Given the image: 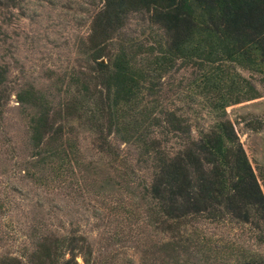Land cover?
Instances as JSON below:
<instances>
[{"label":"rangeland","instance_id":"1","mask_svg":"<svg viewBox=\"0 0 264 264\" xmlns=\"http://www.w3.org/2000/svg\"><path fill=\"white\" fill-rule=\"evenodd\" d=\"M101 5L102 0H0V259L14 256L32 264L46 238L77 236L89 245V264H244L249 257L264 264L262 227L234 220L198 217L182 229L191 245L172 248L150 193L155 154L116 134L110 136L112 148L100 147L98 127L107 121L91 119L100 93L89 96L83 88L96 91L101 82L85 45ZM164 40L149 14L132 13L111 47L113 53L125 48L141 67ZM231 67L253 83L258 97L217 109L213 93L199 85L200 65L178 59L170 71L154 74L160 108L185 118L193 140L219 120H230L264 189V75ZM72 101L79 117L56 121L64 137L38 145L33 123L43 108L57 112ZM151 136L164 138L158 129ZM177 136L169 135L163 149L178 150ZM61 143L69 147L68 158L54 153ZM63 252L64 259L71 257ZM75 259L85 264L81 254Z\"/></svg>","mask_w":264,"mask_h":264},{"label":"trees","instance_id":"2","mask_svg":"<svg viewBox=\"0 0 264 264\" xmlns=\"http://www.w3.org/2000/svg\"><path fill=\"white\" fill-rule=\"evenodd\" d=\"M132 13L149 14L165 35L162 50L149 51L150 58L141 67L125 48L113 53L111 47ZM85 45L96 65L95 78H101L94 86L96 91L89 85L83 88L89 96L100 93L91 111V119L105 117L107 121L98 127L100 147L112 148L110 136L116 134L124 142L140 141L147 152L155 154L150 193L160 227L172 236L171 247L179 251L191 245L182 229L198 217L214 223H251L262 227L264 239V189L233 123L219 120L202 131L199 139H191L185 118L160 108V89L154 82V74L170 71L181 59L188 65H200L199 85L213 93L217 109L258 97L253 83L231 64L264 75V0H102ZM79 111L74 101L57 112L44 107L34 120L33 139L38 145L45 139L59 142L65 130L56 124L57 119L79 117ZM155 129L163 139L151 136ZM173 133L182 141L175 152L163 149ZM61 146L54 153L68 158L69 147ZM65 249L70 258L64 259ZM77 254L85 264L90 263L91 251L84 237H49L33 252L31 263L78 264ZM249 259L244 264H258ZM0 264L28 263L5 256Z\"/></svg>","mask_w":264,"mask_h":264},{"label":"water","instance_id":"3","mask_svg":"<svg viewBox=\"0 0 264 264\" xmlns=\"http://www.w3.org/2000/svg\"><path fill=\"white\" fill-rule=\"evenodd\" d=\"M102 61H104V60H102Z\"/></svg>","mask_w":264,"mask_h":264}]
</instances>
